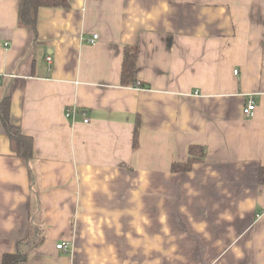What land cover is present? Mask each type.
I'll return each mask as SVG.
<instances>
[{
    "label": "crops",
    "instance_id": "0c3cea01",
    "mask_svg": "<svg viewBox=\"0 0 264 264\" xmlns=\"http://www.w3.org/2000/svg\"><path fill=\"white\" fill-rule=\"evenodd\" d=\"M20 3L0 0V103L33 155L0 119V264H264V0H67L35 29Z\"/></svg>",
    "mask_w": 264,
    "mask_h": 264
},
{
    "label": "trees",
    "instance_id": "16d2710c",
    "mask_svg": "<svg viewBox=\"0 0 264 264\" xmlns=\"http://www.w3.org/2000/svg\"><path fill=\"white\" fill-rule=\"evenodd\" d=\"M43 6L59 7L67 6V0H21L19 6L18 21L19 25L23 27L36 28L37 12ZM136 59L137 48L134 46H127L125 49L123 71H122V84L124 86L144 87L136 81ZM0 119L6 129L7 135L11 142L13 151L25 159L31 160L33 155V141L31 137L22 133L20 127L15 126L10 121V98L6 97L0 103ZM138 139V127L135 133V143ZM206 157V148L202 146H191L189 149L188 159L184 163L173 164L172 171L175 173L190 172L194 165L203 162ZM260 179L264 184V168H261ZM24 257L19 255H6L3 258V264H17L23 260Z\"/></svg>",
    "mask_w": 264,
    "mask_h": 264
},
{
    "label": "built area",
    "instance_id": "2783aa9c",
    "mask_svg": "<svg viewBox=\"0 0 264 264\" xmlns=\"http://www.w3.org/2000/svg\"><path fill=\"white\" fill-rule=\"evenodd\" d=\"M96 38H97V35H94V39ZM255 109H256L255 102L253 100H249L248 103L243 108V113L246 116H252L254 114ZM76 113H77V110L75 107L67 108L65 112V116L67 118L73 119ZM84 122L88 123L89 119H85ZM57 248L65 250L67 248V244L66 243L59 244L57 245Z\"/></svg>",
    "mask_w": 264,
    "mask_h": 264
}]
</instances>
